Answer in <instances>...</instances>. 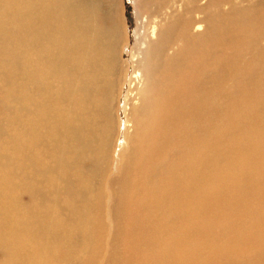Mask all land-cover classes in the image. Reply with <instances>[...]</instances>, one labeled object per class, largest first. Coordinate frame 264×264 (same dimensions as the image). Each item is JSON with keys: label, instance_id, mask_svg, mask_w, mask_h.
I'll return each instance as SVG.
<instances>
[{"label": "bare ground", "instance_id": "6f19581e", "mask_svg": "<svg viewBox=\"0 0 264 264\" xmlns=\"http://www.w3.org/2000/svg\"><path fill=\"white\" fill-rule=\"evenodd\" d=\"M132 7L0 0V264H264V0Z\"/></svg>", "mask_w": 264, "mask_h": 264}, {"label": "rangeland", "instance_id": "374dc122", "mask_svg": "<svg viewBox=\"0 0 264 264\" xmlns=\"http://www.w3.org/2000/svg\"><path fill=\"white\" fill-rule=\"evenodd\" d=\"M136 0H118V4L120 6V17L122 18V24H123V32H124V37L126 39L127 42V46L128 49L126 47L123 48L122 50V55H121V59L124 60L125 62H129V48L133 47L134 45V41L136 39L135 37V33L138 30L139 27V22L137 21V19L134 17V9L132 7V5L135 3ZM15 51L19 52V49L15 48ZM33 62H35V60L32 58ZM131 73V70L128 69V75ZM260 78L257 76L256 80H259ZM255 81L254 78H251V83L253 84V82ZM125 92V88L122 89L121 91V95L119 97V101H118V106L116 108L115 111V116H116V121L118 123V134L116 136V148H119L120 146H123V141H122V134L124 132V122H125V114L122 110V99L124 97V93ZM236 108V106H235ZM116 156V154H115ZM106 191H108V195L110 194V190L108 188H106ZM20 199L23 202H28L29 197H27L26 195H22L20 196Z\"/></svg>", "mask_w": 264, "mask_h": 264}]
</instances>
